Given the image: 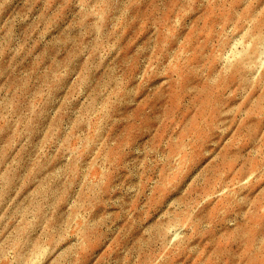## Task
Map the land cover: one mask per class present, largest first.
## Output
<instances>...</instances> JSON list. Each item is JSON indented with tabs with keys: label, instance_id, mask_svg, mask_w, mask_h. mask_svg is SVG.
I'll return each mask as SVG.
<instances>
[{
	"label": "rangeland",
	"instance_id": "obj_1",
	"mask_svg": "<svg viewBox=\"0 0 264 264\" xmlns=\"http://www.w3.org/2000/svg\"><path fill=\"white\" fill-rule=\"evenodd\" d=\"M0 264H264V0H0Z\"/></svg>",
	"mask_w": 264,
	"mask_h": 264
}]
</instances>
